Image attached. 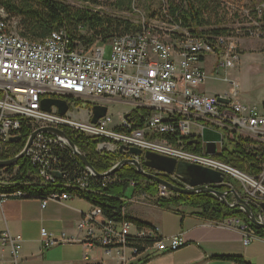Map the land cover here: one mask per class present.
<instances>
[{
  "label": "built area",
  "instance_id": "1",
  "mask_svg": "<svg viewBox=\"0 0 264 264\" xmlns=\"http://www.w3.org/2000/svg\"><path fill=\"white\" fill-rule=\"evenodd\" d=\"M222 6L230 18L237 15L242 20L240 27H230L227 34L196 35L173 21H164V28L152 26L150 22L145 23L140 10L134 9L141 17V31L127 33L126 38L115 36L106 44L98 41L88 48L73 40L63 29L41 40L4 36L10 20L1 7L0 160L17 156L32 133L52 127L67 135L69 132L79 136L87 144L93 143L102 157H115L114 163L128 158L142 163L143 155L129 153V148L136 147L143 153L151 151L218 170L239 182L242 186L240 194L246 199L256 204L264 201L262 190H255L253 184L240 178V175L250 177L264 188V170L254 177L219 157L225 150L233 148L239 139L264 144V102L260 105L243 102L239 83L228 73L241 59L232 45L234 38L264 40V0L246 8L233 0H223ZM164 14L173 19L166 8ZM166 33H173V40H166ZM107 46L112 47L109 57H106ZM210 54L214 60L209 72L205 63ZM221 70L226 73L223 77L219 76ZM212 77L231 88L221 94H207L201 88ZM50 97L67 102L68 110L64 115L59 114L55 106L50 112L42 109V100ZM78 99H94L97 104L123 102L133 109L119 114L118 121L107 112L92 123V107L80 105L75 101ZM27 128L30 133L25 139ZM209 144L215 145L214 154L207 153ZM66 149L77 156L65 140L48 132L38 133L22 160L13 166L0 167V184L26 183L37 188L40 185L55 186V193L44 197L30 196L38 198L42 208L50 202L64 203L79 198L77 194H68V186L84 188V193H97L99 190L90 169H78L70 177L61 167V153ZM129 166L135 169L133 165ZM142 167L150 169L143 164ZM116 181L107 180L103 186ZM226 181L228 189L232 188L229 180ZM185 186L183 183L182 187ZM181 195L162 184L152 192L149 181L143 180L142 183L130 181L122 199L130 205L162 208L163 199L171 200ZM26 196H0V207L9 198ZM182 206L170 203L166 209L183 212ZM121 212H126V208L123 207ZM220 223L240 230L244 245L258 237L239 216ZM77 231V238L66 233L57 237L42 228L41 241L45 248L74 242L83 245L86 264H91L90 252L94 249L100 250L115 264H133L149 258L154 251H175L186 244L183 234L166 238L155 225L140 227L131 221L114 222L92 206L82 214ZM133 240L141 242V247ZM0 244L11 248L13 262L17 264L22 235L5 229L0 233ZM97 264H106L104 258Z\"/></svg>",
  "mask_w": 264,
  "mask_h": 264
},
{
  "label": "trees",
  "instance_id": "2",
  "mask_svg": "<svg viewBox=\"0 0 264 264\" xmlns=\"http://www.w3.org/2000/svg\"><path fill=\"white\" fill-rule=\"evenodd\" d=\"M80 1H82L84 5L74 7L63 0H0V8H4L10 19H18L17 26H14L15 32L18 35L33 40L44 39L52 32L63 29L73 40H76L85 47H90L95 42L100 41L102 43H108L109 40L115 36L135 33L143 29V24L139 21L133 22L129 19L118 18L114 15L94 10L90 7V4L100 6L101 4L97 2V0ZM134 1L135 0H115L114 6L119 10L126 9L132 11ZM222 1L223 0H167V5H164L162 10V20L180 23L182 27L187 28L191 33L196 35H207L211 33L227 34L230 29L225 27H218L211 30L206 28L211 24L208 13L213 12L215 8L219 9L220 13V11H222L221 9L224 8L222 6ZM166 7H168L170 17H173L172 20L164 14V9ZM148 10L150 11L147 16L149 20L150 18H154L156 13H153L150 8H148ZM220 21L221 20H219V23ZM87 104L90 105V102H87ZM24 133L23 137L26 139L30 133L29 129ZM68 136L79 150L86 155L88 161L97 172L104 173L112 167L111 161L114 160L115 157L112 155L102 157L96 152L93 143L87 144L81 137L71 135L69 132ZM254 144L256 143H253L252 140L239 139L233 148L225 150L219 157L222 161L249 175L254 177L259 176L264 170V145L256 146ZM23 146L24 144L22 148ZM60 165L68 171L70 177H73L78 169H83L85 167L79 156L73 155L70 149L62 151ZM162 177L172 183L180 184L170 176L162 174ZM112 179H117V181L106 187L103 186L104 182ZM130 179H137L140 181L148 180L149 189L152 192L158 190L159 183L145 178L143 175L137 173L132 166L127 165L122 168L121 171L113 175L107 177L94 176V184L99 191L94 194L83 192L80 197L87 199L93 205L100 206L102 212L110 217L111 220L122 222L123 212H121V209L127 205L122 197H125L128 192ZM229 182L232 188L236 189L239 193L242 191V186L239 182L233 180V178L229 179ZM19 189L29 192V196L34 197L45 195L49 191V188L42 186L37 188L28 184H0V192L2 193H12ZM219 189L224 191L225 187H220ZM227 199L230 203L232 202L230 195L227 196ZM170 203L191 207L205 220L223 221L233 216H239L248 223L249 230L252 233L264 237V228L257 227L250 220L246 219L245 213L240 208L227 206L223 201L211 193L181 195L171 200L163 199L161 206L166 208ZM255 210L257 211V209ZM131 218L137 225L150 226L148 223L133 218L132 216ZM133 241L136 245L141 247V242L137 243L135 240ZM221 258L232 259L239 263H247L241 256H223ZM146 259L148 258H144L138 262L140 263Z\"/></svg>",
  "mask_w": 264,
  "mask_h": 264
},
{
  "label": "crops",
  "instance_id": "3",
  "mask_svg": "<svg viewBox=\"0 0 264 264\" xmlns=\"http://www.w3.org/2000/svg\"><path fill=\"white\" fill-rule=\"evenodd\" d=\"M101 103L106 105L104 101ZM94 104L97 102L85 105L93 107ZM230 197L231 203L236 202L232 194ZM84 200L88 201L79 196L64 203L50 202L42 208L38 198L7 199L0 207V233L8 229L22 235L23 244L17 264H86L83 261V245L74 242L45 248L41 241L42 228L57 237L66 233L77 238V223L82 214L93 206L88 201L85 207ZM182 207L183 212H174L161 207L127 205L126 211L130 216L157 226L162 236L168 238L183 234L186 240V244L175 251H154L148 259L140 263L138 260L135 264H264V237L257 235L248 245H244L240 230L228 228L221 221L205 220L195 209L186 205ZM90 253L91 264L100 263L102 258L106 264H115L98 249ZM223 256H241L247 263L221 258ZM0 264H15L11 248L1 244Z\"/></svg>",
  "mask_w": 264,
  "mask_h": 264
},
{
  "label": "water",
  "instance_id": "4",
  "mask_svg": "<svg viewBox=\"0 0 264 264\" xmlns=\"http://www.w3.org/2000/svg\"><path fill=\"white\" fill-rule=\"evenodd\" d=\"M223 101V98H219ZM42 109L45 111H51L52 106H56L58 108V112L61 115H64L68 110V104L65 100L59 98H44L41 102ZM93 116L91 118L92 123H96L100 118L104 117L108 112V107L103 104H94L92 107ZM40 132H48L56 135L57 137L65 140L71 147L72 151L81 158L85 167L90 169L97 177H107L109 175H113L120 171L123 167L127 165H133L135 170L140 175H143L145 178L155 181L159 184H163L169 189L178 192L182 195H192L197 193H211L215 195L218 199L223 201L229 207H238L240 208L246 215V219L250 220L257 227L264 228V201L259 202L258 205L254 204L251 200L246 199L242 196L236 189L229 188L228 190H220V187L228 188V182H225L226 176L224 173L214 170L211 168H207L198 164H192L184 161L178 162L175 158L160 155L151 151H143L140 148L131 147L129 148V153L136 156L143 155V162L139 160H135L132 158L123 159L119 163H117L112 169L105 173L97 172L91 163L88 161L86 155L82 153L79 148L76 146L74 142H72L67 135L66 132L52 128V127H44L40 128L36 132H34L28 139V142L24 148V150L15 158L8 161H1L0 166H11L16 164V162L25 156L26 150L28 149L31 141ZM208 138V136H206ZM124 150V146L120 148V152L122 153ZM208 154L215 153V145L209 144L207 149ZM155 169L161 172H165L167 174H175L180 180H182L186 186L178 187L173 185L172 183L165 181L160 176L151 174L142 167ZM60 177V174H57ZM232 194L235 201L234 203H230L227 199V196ZM258 206L259 212L256 213L254 207Z\"/></svg>",
  "mask_w": 264,
  "mask_h": 264
},
{
  "label": "rangeland",
  "instance_id": "5",
  "mask_svg": "<svg viewBox=\"0 0 264 264\" xmlns=\"http://www.w3.org/2000/svg\"><path fill=\"white\" fill-rule=\"evenodd\" d=\"M68 4L74 7L83 6L84 3L80 0H63ZM237 2L240 6L246 8L262 2V0H233ZM101 5L96 6L90 4V7L96 11L101 13H107L114 15L118 18L129 19L133 22L141 21V18L138 12L128 11L126 9L119 10L114 6L115 0H97ZM167 5V0H135V9L140 10L145 18V21L152 26L157 27H165L164 21L162 20V10L164 5ZM148 8L151 9L153 13H156L154 18H150L148 20ZM222 11L219 13V9H214L213 12L208 13V17L211 20V24L208 25L207 29H215L218 27H240L242 25V20L239 16L236 15L235 18H230L229 13L226 8H222ZM1 12V8H0ZM226 14V15H224ZM7 18L9 15L6 13ZM211 16V17H210ZM220 16V17H219ZM10 19V18H9ZM8 19V20H9ZM11 24L15 27L18 24V19L13 18L10 19ZM219 20L220 23H219ZM167 40H171V38L166 35ZM232 45L235 50L241 55V59L239 64L234 68L228 71L229 76L235 79L240 86V96L243 102L249 105H260L262 99H264V40H259L256 38H245L239 37L234 38L232 40ZM112 47H106V57L111 55ZM214 60L213 55H208L205 63L206 69L210 72L211 66ZM226 73L224 70L219 72V76L223 77ZM214 78V79H213ZM231 87L227 83L221 80H215V77H212L208 80V83L202 87L207 94H221L224 90H229ZM80 105L86 104L87 102L96 103V100H75ZM263 101V100H262ZM108 107V113L114 117L115 121L119 120V114L125 113L127 111L132 110L133 108L126 103L123 102H106ZM85 106V105H84ZM255 190H258L254 187ZM128 196L131 197V192L128 193ZM85 199V198H83ZM84 206H88V201L84 200ZM128 204V202H127ZM163 208V207H162ZM166 209V208H164ZM131 210V209H129ZM168 211V210H166ZM170 212V211H169Z\"/></svg>",
  "mask_w": 264,
  "mask_h": 264
},
{
  "label": "bare ground",
  "instance_id": "6",
  "mask_svg": "<svg viewBox=\"0 0 264 264\" xmlns=\"http://www.w3.org/2000/svg\"><path fill=\"white\" fill-rule=\"evenodd\" d=\"M237 3V2H236ZM166 5V4H165ZM134 9H135V1H134V3H133V12H134ZM166 9H168V7H166ZM141 18V17H140ZM138 22V21H137ZM139 22H141L142 23V21H139ZM146 24H148L147 22H145ZM183 28H185V27H183ZM187 29V28H186ZM228 29H230V28H228ZM188 30V29H187ZM166 35H168L170 38H171V40H173V33H166ZM4 36H11V38H16V39H23V38H26V37H23V36H21V35H18L16 32H15V29H14V25L13 24H11V22L10 23H7V29H4ZM117 38H126V34L125 35H121V36H117ZM26 40H33V39H29V38H26ZM167 40V39H166ZM110 41V40H109ZM96 43V42H95ZM106 44V43H105ZM93 45V44H92ZM85 47V46H84ZM88 48V47H87ZM51 98V97H50ZM59 99H61V98H59ZM64 100V99H63ZM53 107V106H52ZM56 107V106H55ZM58 109V108H57ZM52 111V110H51ZM48 112H50V111H48ZM33 134V133H32ZM31 134V135H32ZM30 135V136H31ZM253 141V140H252ZM253 143H256V144H254V145H256V146H258V145H264V144H262V143H260V142H257V141H253ZM27 144V143H26ZM26 146V145H25ZM25 148V147H24ZM24 148H23V150H24ZM22 150V151H23ZM21 151V152H22ZM20 152V153H21ZM19 153V154H20ZM98 153V152H97ZM18 154V155H19ZM99 154V153H98ZM17 155V156H18ZM16 157V156H15ZM14 157V158H15ZM172 158H174V157H172ZM13 159V158H12ZM20 159H23V157L22 158H20ZM19 159V160H20ZM81 159V158H80ZM176 159V158H175ZM11 160V159H10ZM18 160V161H19ZM1 161H8V160H1ZM17 161V162H18ZM16 162V163H17ZM112 162V161H111ZM178 162H180V161H178ZM185 162V161H184ZM113 164H112V167L110 168V169H112L117 163H114V162H112ZM15 165V164H14ZM12 166V165H11ZM85 168H87V167H85ZM124 168V167H123ZM109 169V170H110ZM108 170V171H109ZM122 170V169H121ZM120 170V171H121ZM147 172H149V173H151V174H155V175H158V176H160L162 179H164V177H162V174L163 175H165V176H170L171 178H173L175 181H178L180 184L178 185V184H175V183H172V182H170V181H168V180H166V179H164L165 181H168V182H170V183H172L173 185H175V186H178V187H182V185H183V181L182 180H180L175 174H167V173H165V172H161V171H158V170H155V169H145ZM155 170V171H154ZM119 172V171H118ZM93 173V172H92ZM100 173V172H99ZM105 173V172H104ZM223 173V172H222ZM115 174V173H114ZM225 174V173H224ZM97 177L94 173H93V177ZM225 176H226V179H225V182H226V180H229V179H231L232 178V176L231 175H226L225 174ZM240 178H242L244 181H246V182H249V183H251V184H253V186L256 188V189H258V190H262L263 192H264V188H263V186L260 184V183H258V184H255V182H254V180L252 179V178H250V177H246V176H243V175H240ZM130 181H137V182H139V183H142V181H140V180H137V179H130ZM129 181V182H130ZM19 185H26V183H18ZM163 185V184H162ZM40 186H42V187H46V188H49V191H48V193L47 194H50V193H55V186H53V185H40ZM165 186V185H164ZM168 188V187H167ZM84 192V188H77V186H68V194H77V195H79V196H81L82 194L81 193H83ZM15 194H22V195H28V196H26V197H30L29 195H30V193L29 192H27V191H23L22 189L20 190H16V191H14V192H12V193H2V192H0V196H15ZM47 194H45V195H39V197H44V196H46ZM26 197H24V198H26ZM35 197H38V196H35ZM10 199V198H9ZM260 202H262V201H260ZM254 203V202H253ZM259 203V202H258ZM258 203L256 204V203H254V204H256V205H258ZM127 205H129V204H127ZM127 205L125 206V208L127 207ZM255 205V207H254V209H257V211L255 210V212L256 213H258L259 212V208H257L258 206H256ZM92 207H94V208H97L99 211H101L102 212V209H101V207L100 206H97V205H93ZM103 213V212H102ZM122 216H123V218H122V222H127V221H131V222H133V220H132V218H131V216H129L128 215V213H127V211L126 212H123V214H122ZM113 221V220H112ZM115 222V221H114ZM134 223V222H133ZM140 227H147L146 225H140Z\"/></svg>",
  "mask_w": 264,
  "mask_h": 264
},
{
  "label": "flooded vegetation",
  "instance_id": "7",
  "mask_svg": "<svg viewBox=\"0 0 264 264\" xmlns=\"http://www.w3.org/2000/svg\"><path fill=\"white\" fill-rule=\"evenodd\" d=\"M226 190V189H225Z\"/></svg>",
  "mask_w": 264,
  "mask_h": 264
}]
</instances>
